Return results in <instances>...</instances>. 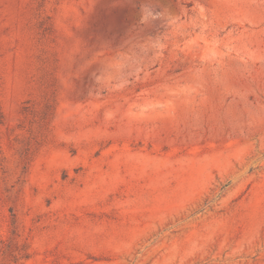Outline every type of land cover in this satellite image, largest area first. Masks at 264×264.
I'll return each instance as SVG.
<instances>
[{
	"label": "rangeland",
	"instance_id": "1",
	"mask_svg": "<svg viewBox=\"0 0 264 264\" xmlns=\"http://www.w3.org/2000/svg\"><path fill=\"white\" fill-rule=\"evenodd\" d=\"M0 264H264V0H0Z\"/></svg>",
	"mask_w": 264,
	"mask_h": 264
}]
</instances>
